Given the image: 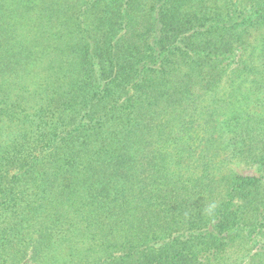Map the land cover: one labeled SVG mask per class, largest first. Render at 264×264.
<instances>
[{"label": "trees", "instance_id": "1", "mask_svg": "<svg viewBox=\"0 0 264 264\" xmlns=\"http://www.w3.org/2000/svg\"><path fill=\"white\" fill-rule=\"evenodd\" d=\"M1 97L0 264H264V0H0Z\"/></svg>", "mask_w": 264, "mask_h": 264}, {"label": "rangeland", "instance_id": "2", "mask_svg": "<svg viewBox=\"0 0 264 264\" xmlns=\"http://www.w3.org/2000/svg\"><path fill=\"white\" fill-rule=\"evenodd\" d=\"M11 95V93H10ZM27 97V94L24 92V91H21L19 90L18 93H13V98L14 100H12L13 102H18L19 103V106H24L25 104L23 103L22 101V97ZM2 99V97L0 98ZM3 100V99H2ZM9 101V99H8ZM4 102V101H3ZM15 112L17 113V110H15ZM18 113H20V111H18ZM34 113V110L32 109L31 112H28V113H25L23 114V116H26L25 120H27L28 122H30L33 117L31 118V114ZM3 114V113H2ZM2 124L5 125V130L3 132V134H11L13 131H12V128H11V125L8 124V121L7 119H5L2 115ZM44 129H47V130H50V127H45ZM36 131V130H35ZM38 131V130H37ZM43 132V128L40 129V132L39 133H25L26 135L23 136L21 134H23L24 132H22L21 134L19 132H17L16 134V138L18 141L24 143V141H26V144L25 146H33L36 144V138L38 137L39 134H41ZM24 137V138H23ZM34 142V143H33ZM19 150L22 148V147H18ZM10 150V149H9ZM228 168L230 169H233L237 172H239L240 174L242 175H247V176H254V175H258L256 172H255V169H245V166L244 165H241V164H237V162H234V163H231L230 166H228ZM29 257H30V254L28 255L27 258H24L23 260L20 261V263L18 264H31V262L29 261ZM32 264H38V263H32ZM41 264H47L46 261H43V263Z\"/></svg>", "mask_w": 264, "mask_h": 264}, {"label": "clouds", "instance_id": "3", "mask_svg": "<svg viewBox=\"0 0 264 264\" xmlns=\"http://www.w3.org/2000/svg\"><path fill=\"white\" fill-rule=\"evenodd\" d=\"M39 72V69L37 70ZM33 80L35 84H40L41 82V76L40 75H35L33 76Z\"/></svg>", "mask_w": 264, "mask_h": 264}]
</instances>
